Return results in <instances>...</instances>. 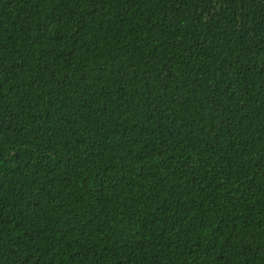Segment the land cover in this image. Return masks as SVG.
Returning <instances> with one entry per match:
<instances>
[{
  "label": "trees",
  "instance_id": "16d2710c",
  "mask_svg": "<svg viewBox=\"0 0 264 264\" xmlns=\"http://www.w3.org/2000/svg\"><path fill=\"white\" fill-rule=\"evenodd\" d=\"M0 264H264V0H0Z\"/></svg>",
  "mask_w": 264,
  "mask_h": 264
}]
</instances>
